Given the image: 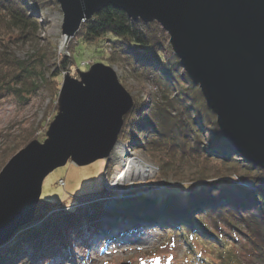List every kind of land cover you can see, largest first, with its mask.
Wrapping results in <instances>:
<instances>
[{"label": "trees", "instance_id": "1", "mask_svg": "<svg viewBox=\"0 0 264 264\" xmlns=\"http://www.w3.org/2000/svg\"><path fill=\"white\" fill-rule=\"evenodd\" d=\"M48 4L58 3L56 0H0V98L13 94L22 99L23 94L43 90L52 102L57 99L61 74L72 61L59 57L51 41L44 44L38 40L40 21L36 12ZM10 38L30 43L35 53L26 61L16 58L9 51ZM102 39L107 43L108 53L101 58L119 66L121 79L132 78L139 86L150 83L153 88L147 100L136 95L139 98L133 100L135 107L125 114L119 140L134 143V148L166 140L178 156L175 161L178 165L182 166L178 162L181 158L191 162L190 168L180 170L181 176L175 179L194 182L179 190H153L151 199L145 203L135 201L131 205V197L116 199L115 207L110 210L115 214L99 213L100 203H93L95 211L85 217L87 225L106 223L107 229L115 225L118 217L133 224L158 222L177 236L185 234L191 238L201 234L214 243L223 241L221 231L230 226L247 238L251 260L264 263V169L246 160L226 140L198 84L190 79L173 53L166 31L155 21H133L123 10L107 6L82 22L73 38L74 55L80 45L96 44ZM51 60L55 69L47 80L36 66L45 69ZM127 90L131 92L129 87ZM167 122H171L174 135L167 133ZM166 135L168 140L161 138ZM17 138L11 140L0 157V168L35 136L29 130ZM43 138L38 136L39 140ZM157 161L162 169L171 171L169 161L164 162L162 157ZM230 176H236L241 182L250 181L251 186L241 185ZM124 207L123 212L117 210ZM78 210L76 205L40 198L34 219L40 225L30 223L20 228L8 244L0 247V264H33L34 254L38 252L41 258H48L54 248L67 242L71 230L76 233L80 230L82 214ZM19 240L29 245L30 251ZM219 258L221 264H241L233 254L228 255L227 261L222 254Z\"/></svg>", "mask_w": 264, "mask_h": 264}, {"label": "water", "instance_id": "2", "mask_svg": "<svg viewBox=\"0 0 264 264\" xmlns=\"http://www.w3.org/2000/svg\"><path fill=\"white\" fill-rule=\"evenodd\" d=\"M56 1L68 38L107 6L133 21L157 22L226 140L264 169V0ZM76 72L62 78L46 138L29 141L0 169V246L34 221L48 173L67 161L106 159L118 142L133 100L115 69L96 62Z\"/></svg>", "mask_w": 264, "mask_h": 264}, {"label": "rangeland", "instance_id": "3", "mask_svg": "<svg viewBox=\"0 0 264 264\" xmlns=\"http://www.w3.org/2000/svg\"><path fill=\"white\" fill-rule=\"evenodd\" d=\"M36 16L40 21L38 40L40 39L44 44L48 40L51 41L50 43L59 57L65 56L72 61L70 67L62 72V78L67 74L77 77V68L87 70L91 64L102 62L115 69L120 83L132 100H138L139 97L144 100L148 99V93L153 91L150 83H142L139 86V82L132 78L121 79L119 66L116 63H107L102 60L101 57L108 53L105 39L96 44L80 45L78 53L74 55L73 38L77 32L70 38L62 34L63 12L59 4L45 5L44 8L37 10ZM8 47L16 58L23 61L30 59L31 55L35 53L33 45L14 38H10ZM98 48L102 49L101 53L97 52ZM52 62L53 60L48 63L45 69L42 66H36L39 73L43 72L42 74L47 80H50V74L55 69L51 65ZM127 87L131 92L127 90ZM23 95L22 99L13 94L4 95L0 98V157L4 154L7 146L11 144V140L14 141L25 131L32 130L35 139L42 135L46 138L45 132L56 114V112L52 113L51 111L57 110V99L52 102L43 90L30 95ZM134 107L133 101L131 108ZM124 119L125 115L123 124ZM167 123L165 125L167 133L173 134L171 122ZM161 138L168 140L169 137L166 135V137L162 136ZM164 141H159L161 144L157 141L152 145L148 144V146L143 143V148H134V143H124L118 138V142L108 158L97 159L86 165H76L67 161L64 165L48 173L42 183L40 198L57 204L76 205L82 214L80 215L81 223L78 225L80 230L77 233L71 230L67 242H62L54 248L52 255L50 254L48 258H41L40 252L34 254L36 260L33 264H221L222 261L219 260L221 254L226 261L228 255L233 254L238 256L241 264H264L251 260L247 252L249 249L247 238L239 230L230 226L224 227L221 231L220 238L223 241L214 243L206 240V237L201 234L191 238L185 234L177 236L174 231L166 230L158 222L147 221L143 224L140 222L133 224V222L118 217L115 225L107 229L105 228L106 223H96L95 226L92 225L91 227L87 225L85 217L95 211L92 206L93 203H100L99 213L110 212L115 214L110 211L115 207V200L129 197L128 193L138 195L131 197L129 204L132 205L135 201L145 203L148 198L152 197L151 192L153 190L156 192L167 191L172 188L179 190L188 188L189 183L194 182L175 179V177L181 176L179 172L183 171L180 170L190 168L191 162L181 158L178 162L182 163V166L178 165L175 162L178 156L176 157L174 149ZM134 149L140 159L153 165L155 170L153 176L121 190L112 188L110 182L117 173V168L124 163V155L133 152ZM161 157L164 162H168L169 159L172 160L169 161V165H172L171 171L162 169V165L157 161ZM229 178L241 185L251 186L250 181L241 182L236 176ZM125 209L124 207L117 210L123 212ZM206 223L208 226L211 225L210 221ZM31 224L40 225L38 221H32ZM136 225L140 226L133 229ZM209 228L211 229V227ZM16 235L17 233L12 238ZM12 238L2 246L8 244ZM19 241L21 244L24 243L25 249L30 247L25 242ZM34 241L36 240L34 239ZM63 252L65 257L57 258ZM29 254L33 255V253ZM229 261L230 258H228Z\"/></svg>", "mask_w": 264, "mask_h": 264}, {"label": "bare ground", "instance_id": "4", "mask_svg": "<svg viewBox=\"0 0 264 264\" xmlns=\"http://www.w3.org/2000/svg\"><path fill=\"white\" fill-rule=\"evenodd\" d=\"M124 156V163H122L121 167L117 166V173L110 182L112 188L121 190L122 188L131 187L153 176L155 171L153 165L140 159L136 155L135 149L133 152L125 154ZM60 256L65 257V253L63 252L57 258Z\"/></svg>", "mask_w": 264, "mask_h": 264}]
</instances>
